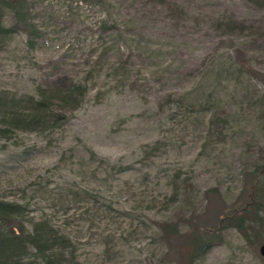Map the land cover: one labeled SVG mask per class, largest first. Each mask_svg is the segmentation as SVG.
Masks as SVG:
<instances>
[{
	"label": "rangeland",
	"instance_id": "374dc122",
	"mask_svg": "<svg viewBox=\"0 0 264 264\" xmlns=\"http://www.w3.org/2000/svg\"><path fill=\"white\" fill-rule=\"evenodd\" d=\"M27 3L35 44L22 24L0 43V95L67 78L87 92L57 124L0 136V199L29 227L49 218L85 264H189V232L213 229L264 163V77L233 63L264 74V0ZM220 234L193 264H264L261 243Z\"/></svg>",
	"mask_w": 264,
	"mask_h": 264
},
{
	"label": "trees",
	"instance_id": "16d2710c",
	"mask_svg": "<svg viewBox=\"0 0 264 264\" xmlns=\"http://www.w3.org/2000/svg\"><path fill=\"white\" fill-rule=\"evenodd\" d=\"M98 1L101 4L106 0ZM27 4V0H0V43L17 32L19 24H22L29 34V43L35 44L37 36L32 25L28 23ZM6 9L15 13L17 23L5 25ZM116 22L115 20L112 26L107 12L101 19V24L106 29H117ZM237 61L233 63L239 65L240 70L242 66H246L253 74H262L264 77L263 73L248 66L242 59L238 58ZM121 65L125 66L124 63ZM38 89L36 94L20 97L2 91L0 136H9L16 129H40L57 124L65 118L64 111L76 108L82 103L87 92L85 84L70 78L46 86L41 85ZM213 117L212 123L217 121L218 126L221 121H227V116L216 117L218 120ZM219 132L223 133L221 127ZM247 173L244 200L239 199L237 203L227 206L213 229L189 232L192 233L186 240L190 252L189 264H193L198 253L204 252L213 242L220 241V233L227 227L238 229L250 242H264V163ZM26 222L24 204L0 199V264H85L79 259L71 237L54 226L49 218L32 220L30 227ZM168 226L171 227L168 232H177L176 224ZM261 259L264 261L263 256Z\"/></svg>",
	"mask_w": 264,
	"mask_h": 264
},
{
	"label": "water",
	"instance_id": "95a60500",
	"mask_svg": "<svg viewBox=\"0 0 264 264\" xmlns=\"http://www.w3.org/2000/svg\"><path fill=\"white\" fill-rule=\"evenodd\" d=\"M259 250H260L261 255L264 257V242L260 244Z\"/></svg>",
	"mask_w": 264,
	"mask_h": 264
}]
</instances>
